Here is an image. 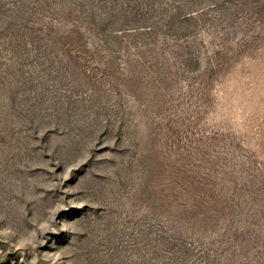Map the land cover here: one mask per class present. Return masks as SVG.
<instances>
[{"label": "rangeland", "instance_id": "rangeland-1", "mask_svg": "<svg viewBox=\"0 0 264 264\" xmlns=\"http://www.w3.org/2000/svg\"><path fill=\"white\" fill-rule=\"evenodd\" d=\"M0 264H264V0H0Z\"/></svg>", "mask_w": 264, "mask_h": 264}]
</instances>
